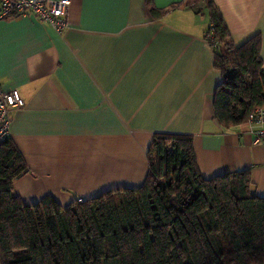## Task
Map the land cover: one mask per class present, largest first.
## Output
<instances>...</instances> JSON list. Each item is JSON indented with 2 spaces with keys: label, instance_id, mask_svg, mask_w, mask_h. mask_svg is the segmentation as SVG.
Wrapping results in <instances>:
<instances>
[{
  "label": "crops",
  "instance_id": "obj_1",
  "mask_svg": "<svg viewBox=\"0 0 264 264\" xmlns=\"http://www.w3.org/2000/svg\"><path fill=\"white\" fill-rule=\"evenodd\" d=\"M211 2L235 47L260 36L264 68V0ZM152 4L164 14L152 16L146 0H70L60 32L35 15L0 20V86L24 100L12 111L9 138L27 165L14 182L26 203L50 194L65 206L138 187L156 132L192 135L204 177L248 170L253 191L264 196L257 125L250 130L246 117L225 128L214 117L223 77L206 3Z\"/></svg>",
  "mask_w": 264,
  "mask_h": 264
},
{
  "label": "trees",
  "instance_id": "obj_2",
  "mask_svg": "<svg viewBox=\"0 0 264 264\" xmlns=\"http://www.w3.org/2000/svg\"><path fill=\"white\" fill-rule=\"evenodd\" d=\"M207 37L223 81L213 97L225 128L264 108L260 36L235 47L211 0ZM149 12L160 17L152 0ZM190 2L175 4L187 6ZM148 169L135 188H114L60 204L46 194L26 203L14 182L27 165L11 138L0 143V264H260L264 262V196L248 170L204 177L193 137L156 132Z\"/></svg>",
  "mask_w": 264,
  "mask_h": 264
},
{
  "label": "built area",
  "instance_id": "obj_3",
  "mask_svg": "<svg viewBox=\"0 0 264 264\" xmlns=\"http://www.w3.org/2000/svg\"><path fill=\"white\" fill-rule=\"evenodd\" d=\"M70 0H0V20L8 17L35 15L36 18L50 25L60 32L67 25V10ZM24 100L17 89L4 90L0 86V143L4 141L10 132L12 111L22 107ZM249 129L257 125L253 131L254 141L264 145V108L257 107L247 115Z\"/></svg>",
  "mask_w": 264,
  "mask_h": 264
},
{
  "label": "rangeland",
  "instance_id": "obj_4",
  "mask_svg": "<svg viewBox=\"0 0 264 264\" xmlns=\"http://www.w3.org/2000/svg\"><path fill=\"white\" fill-rule=\"evenodd\" d=\"M194 2H195V1H194ZM194 2H193V3H194ZM201 2H202V0H201ZM195 10H196V12H197V11L200 12L201 9H195ZM8 137H9V136H8ZM8 137H7V138H8ZM2 142H3V141H2ZM120 188H122V187H120ZM108 190H110V189H108ZM75 199H76L77 202H82L83 200H85V198H82V197H74V199H73L71 202H73ZM71 202H70V203H71ZM68 204H69V203H68ZM65 205H66V204H65Z\"/></svg>",
  "mask_w": 264,
  "mask_h": 264
}]
</instances>
